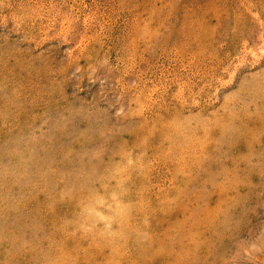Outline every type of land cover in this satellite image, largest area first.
Returning a JSON list of instances; mask_svg holds the SVG:
<instances>
[{
  "label": "rangeland",
  "instance_id": "1",
  "mask_svg": "<svg viewBox=\"0 0 264 264\" xmlns=\"http://www.w3.org/2000/svg\"><path fill=\"white\" fill-rule=\"evenodd\" d=\"M0 264H264V0H0Z\"/></svg>",
  "mask_w": 264,
  "mask_h": 264
}]
</instances>
